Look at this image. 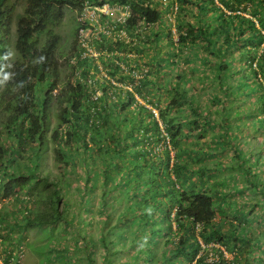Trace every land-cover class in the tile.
I'll list each match as a JSON object with an SVG mask.
<instances>
[{
	"label": "trees",
	"instance_id": "obj_1",
	"mask_svg": "<svg viewBox=\"0 0 264 264\" xmlns=\"http://www.w3.org/2000/svg\"><path fill=\"white\" fill-rule=\"evenodd\" d=\"M21 1L23 11L16 13L15 4L0 0V198L25 193L29 203L24 215L13 214L16 222L11 224L4 223L13 215L0 214V236L2 243L8 244V253L19 250L24 240L21 230L40 226L51 236L57 225L63 223L67 228L71 210L67 201L79 204L73 213L78 215L76 223L85 228L92 224L93 216L86 222L83 218L94 211L88 200L98 189L101 202L96 213L104 217V225L117 214L114 227L120 226L109 241L110 236L98 235L105 248L102 264H250L252 258L254 264H264L263 237L248 229L249 217L258 205L246 212L234 199L244 189L249 195L261 196L264 209L262 150L257 148L252 154L238 144L234 165L224 167L229 177L222 175L208 185L216 168L194 166L209 156L208 151L185 145L190 138H204L212 128L227 131L231 116L238 119L240 114L237 110L231 113V106L224 105L244 95L254 94L246 113L252 119L250 125L264 132V0H178L176 41L170 38V28L162 33L160 8L152 11L136 4V14L145 16L152 27L141 35L129 19L125 30L131 29L135 33L130 36L136 37L129 44L101 36L93 44L98 57L75 58L65 82H61L58 56L63 40L55 30L66 12L82 9L83 0ZM13 24L11 53L7 34ZM77 31L78 26L73 34ZM164 42L167 51L160 58L157 46ZM75 46L74 39L71 48ZM148 48L154 55L151 58L114 55L117 50L137 54ZM199 48L216 64L215 74L206 80L219 88V93L210 92L209 96L214 100L212 106L220 107L221 121L217 119L219 111L212 118L211 106L201 108L193 102L195 89L187 86L190 80L186 76L191 78L196 70L190 67L187 51ZM171 55L178 61H171ZM128 62H133V67L126 74L128 68L120 64L128 67ZM165 70L175 75L163 81ZM96 75L99 78L91 80L92 86L88 81ZM250 86V92L242 90ZM97 91L100 96L94 98ZM182 105L195 116L176 122V111ZM256 115H261L260 119ZM233 127L243 130L240 123ZM221 141L224 148L232 147V141ZM50 148L58 173L45 166ZM253 155L255 159L250 158ZM196 178L201 179L199 186ZM68 190L70 194L65 196ZM112 197L119 204L115 213L107 211ZM229 211L235 212L232 219L225 218ZM216 215L220 219H215ZM12 229L16 231L15 244ZM127 240L129 247L110 252V245ZM92 252L90 246L88 255ZM211 252L216 258L208 261ZM225 252L231 255L230 260ZM9 254L3 264H11ZM69 254L67 248L53 249V264H68ZM119 254L127 257L118 263L112 257Z\"/></svg>",
	"mask_w": 264,
	"mask_h": 264
},
{
	"label": "rangeland",
	"instance_id": "obj_2",
	"mask_svg": "<svg viewBox=\"0 0 264 264\" xmlns=\"http://www.w3.org/2000/svg\"><path fill=\"white\" fill-rule=\"evenodd\" d=\"M11 4H15V11L16 13H21V11L24 8V2L21 0H10ZM168 11V10H167ZM165 12L164 14H166ZM229 13V12H228ZM244 16H247L246 14H243ZM74 13L72 12H66V15L61 23H59L56 27L55 32H57L61 38H62V50L58 54L59 61H60V71H61V82H65L67 80V77H69L71 73V67L72 62L70 64L66 63L67 57H69L72 53L71 46L73 45V40L75 39L74 29H75V19H74ZM192 18V16H191ZM172 20V19H171ZM172 24L162 22V25H160L161 28H164L162 30V33L168 32V28L171 29L170 38L174 41L177 40L178 34L175 32L177 31L176 25H173V20L171 22ZM145 26L141 25V30L136 31V33H142L146 31V28L143 29ZM96 28L101 29L102 23H96ZM152 30V29H151ZM14 31V27H12V33ZM131 34H134V31H128L124 29H115L112 32L111 37H114V40L117 42L121 41L122 39L125 40L126 44H129L130 42L136 41V37L130 36ZM126 36V37H125ZM177 44V43H176ZM141 45V44H140ZM157 51L160 52V58L164 57V54L162 52L167 51V46L165 42L162 45L157 46ZM177 53V50L174 52ZM188 55L191 57L190 67L195 68V74L189 78L186 76V80H190V82L187 83V86L193 87L195 89V98L194 103H199L200 107H206L211 106L210 110L212 111L209 115H211L212 118H215V112L220 111V107L212 106L214 103V100L210 98V92L212 93H219L218 86H211L206 78L207 77H213V75L216 72V64L212 63L214 59L211 57V55L208 52H204L201 50V48L196 49L193 51H187ZM124 54V55H123ZM152 49L148 48L145 49V51L136 52L133 51H120L117 50L114 52L115 56H125L129 57L131 59H142L145 58L144 55H147L146 58H151L152 55ZM205 59V60H203ZM171 61L177 62L178 60L171 55L170 57ZM121 67L128 68L126 74H128V71L130 67H133V62H128V67H126L124 64H120ZM189 67V66H188ZM163 69H161L162 71ZM142 73V71L135 73L136 77H138V74ZM101 75H105V71L101 69ZM175 75L174 71L171 70H165L162 75V80L167 81L171 77ZM140 77V76H139ZM252 85V84H251ZM251 87L248 88H242L243 91L246 93L251 91ZM56 91L53 92L55 94ZM165 95V94H164ZM236 96V94H235ZM221 99H224V96L220 94ZM254 94L251 96H239L236 100L227 101L224 105L231 106L230 111L231 113H234L236 110L239 112L240 116L238 119H235L231 116L229 121V128L227 131H216L215 129H210L209 131H206V134L204 133V138L200 139L198 137L190 138L185 141V145H190L196 149L201 148V152H207L208 151V157L203 158L202 160L195 162L194 166L198 167V169L203 168H216V172L214 176H211V178L208 181V185L212 184L218 178H222V175L225 174L227 177H229L228 170L227 172L224 171V167L227 166L231 168L234 165L235 157H234V149L237 148L238 144L241 146L248 147L252 154H254V150H257L259 148L262 150L260 161H264V132L256 131V128L253 125H250V121L252 120L251 117L246 113L247 108L250 107V103L253 102ZM163 99L167 100L168 96L165 95ZM57 110L56 105L54 102L52 103V111L55 113ZM155 114L158 115L157 111L155 110ZM194 114H189V108H187L186 105H182L178 108L176 111V122H179L180 120H185L186 118L193 119ZM257 119H260L261 115H256ZM218 120H223L221 113L217 115ZM219 121V122H220ZM56 123V118L54 117L53 124ZM235 123H240L241 131H238L233 127ZM226 127V126H225ZM230 127H233V131H228ZM218 130V129H217ZM235 130V131H234ZM235 132V136L232 134ZM231 133V134H230ZM226 139V142L232 141L233 144L232 147H223V142L221 139ZM216 141V142H215ZM221 141V142H220ZM261 144L263 146H261ZM50 147H52L50 145ZM210 147V148H208ZM224 148V149H223ZM217 153V154H215ZM251 154V155H252ZM26 159L28 157V154H26ZM250 158L255 159V155L250 156ZM26 160H23L22 163H25ZM45 166L48 167L53 173H58V170L56 168V162L55 157L52 149L49 150V155L45 160ZM219 169V170H218ZM221 176V177H220ZM207 177V175L204 176V179ZM201 183L200 178H196V185L199 186ZM222 188L226 189V186L222 185ZM72 189H74V184L72 185ZM117 188H114V191H117ZM247 190L241 189V192H239L236 197L234 198L235 201H240L241 204H243L244 211L248 212L250 209H253V205H258V207H255L253 211V214L249 217L250 218V226L248 227L249 230H252L256 235H260V237H263L264 241V209L261 205L262 203V197L253 194L249 195V193L246 192ZM65 193V192H64ZM70 191L68 190L65 194V196H69ZM100 192L98 189L90 193V200L89 203L94 208V211L91 213V215L85 214V217L83 218L84 222L88 220L89 217L93 216V222L92 224H89L86 228L81 227L78 223L75 222V220L78 218V215H73L75 210L79 209L78 202L75 201H67L69 203V206L71 207V210H69L67 214V219L69 220V226L65 228L63 223L60 225H57L54 231H50L51 236L49 233L43 232V230L40 228V226H33L29 227V229H26L25 231L21 230V235L24 237V240L20 244V247L17 248L19 250L13 251L11 255L8 253L9 250L8 244L2 243V239L0 236V263L3 262V259L6 255L11 256V264H53L54 259L53 257V249H69L70 254L66 258V261L68 264H88V261L91 260L94 262V264H102L104 261V253L105 248L102 246L101 242L98 239L99 234H105L107 238V241L111 239V236H113V233L116 231H119L118 228L120 226L114 227L116 223L117 214L114 216L113 219H111L107 225L103 224L104 217L99 216L96 212V207L100 205L101 198H100ZM33 199V198H32ZM115 198H111L112 200L109 204V207H107L108 212H117L119 210L118 206L119 204L114 201ZM28 202V196L25 193H20L16 197H12L11 199H5L2 200L0 198V214H7V215H16L18 212L20 217L25 214L26 210L25 207L29 208ZM124 201H122L123 203ZM73 207V208H72ZM234 211H229L225 218L232 219V215L234 214ZM14 215L11 220L8 222H5L4 224H11L12 222H16ZM73 215V216H72ZM223 218V217H221ZM215 219H220L219 215L215 216ZM78 220V219H77ZM12 221V222H11ZM112 230H109L111 229ZM83 229L81 231V229ZM85 228V229H84ZM80 232V233H79ZM112 232V233H109ZM14 244L17 240V237H15L16 231L11 230L10 231ZM263 234V235H262ZM89 239H92L94 241V244H88L87 241ZM130 241H122L120 244L116 245H110V252H113L116 249L119 248H127L129 247ZM91 246V249L93 252L88 255V249ZM224 256L227 260H230L232 257L231 255L224 253ZM127 257L126 254H119L116 256H113L112 259L115 262H122V260ZM216 258V255H213V252H211V255L209 256L208 261H212ZM252 264H254L253 258L250 260ZM64 262V261H63ZM55 264H60L58 261H55ZM105 264H110L106 262Z\"/></svg>",
	"mask_w": 264,
	"mask_h": 264
},
{
	"label": "built area",
	"instance_id": "obj_3",
	"mask_svg": "<svg viewBox=\"0 0 264 264\" xmlns=\"http://www.w3.org/2000/svg\"><path fill=\"white\" fill-rule=\"evenodd\" d=\"M163 4L167 2V0H161ZM133 18L132 11L128 9V6L125 3H102V4H95L91 3V0H83V7L82 10L77 18V21L80 22L82 25H90L94 29H86L80 31V43L81 46L85 49L83 52L82 57L87 58H96L98 54L94 49H91L89 42H90V35L92 34L96 39H100L102 35L107 37H111L112 32L115 29H125L124 25L129 19ZM134 20L139 22L137 26V30H141V25L145 26L143 29H147L148 24L142 18L140 19L138 16L134 18ZM102 23V28H96V23ZM136 25H134V28ZM139 27V29H138ZM126 37V36H125ZM123 68V67H122ZM90 85H93L91 79L88 81Z\"/></svg>",
	"mask_w": 264,
	"mask_h": 264
},
{
	"label": "clouds",
	"instance_id": "obj_4",
	"mask_svg": "<svg viewBox=\"0 0 264 264\" xmlns=\"http://www.w3.org/2000/svg\"><path fill=\"white\" fill-rule=\"evenodd\" d=\"M94 1H100L99 5L102 4V3H116V2H119V3H125V5L128 6V9L130 11H132V14H133V18H131L132 21L135 22V24L138 26L139 25V22L134 20V18L136 16H138L140 19H144L146 23L147 20L145 18V16H141L139 14H136V12L134 11V7L137 5H139L140 7L142 6V8H149L153 11V9L155 8H160L161 9V16H162V19H161V23L162 22H166V23H169V24H172V20H173V25L175 24L176 25V17H177V13H178V0H167V2L165 4L162 3L161 0H94ZM91 3L92 0H91ZM96 4V3H95ZM13 5V4H11ZM82 10V9H81ZM81 10L78 12V11H74V19H75V28L76 26H78V31L77 33H75V42L78 44V47L75 46V49H72V53L73 56L71 57V60H70V56L67 57L66 59V63H67V60H68V64H70V62H72V64H74V59L75 58H78L79 60H84V59H87V57H82L83 55V52L85 51V49L81 46V43H80V31L81 30H86V29H94L92 26H90L89 24L88 25H82L80 22L77 21V18L81 12ZM168 10V11H167ZM23 11V10H22ZM21 11V13H22ZM165 12H167L166 14H164ZM64 19V18H63ZM62 19V20H63ZM172 19V20H171ZM129 21V20H128ZM127 21V22H128ZM62 22V21H61ZM60 22V23H61ZM127 24V23H126ZM149 25V24H148ZM162 25V24H160ZM96 26V25H95ZM12 27H14V31L12 33ZM149 27V26H148ZM152 25L149 27L151 28ZM15 29H16V25L13 24L12 26H10V29H8V34H7V39H8V44H9V48L11 49V53L14 52V42H15V39H14V36H15ZM98 30V29H97ZM131 30V29H130ZM169 30V28H168ZM171 30V29H170ZM142 32V30H141ZM176 34V32H175ZM103 36V35H102ZM105 36V35H104ZM90 42H89V45L91 47V49H94L96 51V53L98 54L95 46L93 45L95 41L97 40H100V39H96V37H94L92 34L90 35ZM114 39V37H112ZM123 40V39H122ZM116 41V40H115ZM125 41V40H124ZM74 42V40H73ZM74 50V52H73ZM78 50V51H77ZM12 55V54H11ZM99 55V54H98ZM98 57V56H97ZM96 57V58H97ZM41 61L43 60V57L40 58ZM101 71V69H100ZM91 74H93V72H91ZM76 75H79V72L76 73ZM104 77H106V75H104ZM99 78V75H96L93 79L90 78L92 81H95V79H98ZM118 86H120L119 84H117ZM94 86V85H92ZM100 96V92L97 91L96 94L93 95L94 98L96 97H99ZM153 113L154 115L157 117L158 115L155 114V110H153ZM1 179V178H0ZM1 182V180H0ZM11 199V198H9ZM2 200H5V199H2ZM0 264H3V262H1Z\"/></svg>",
	"mask_w": 264,
	"mask_h": 264
}]
</instances>
